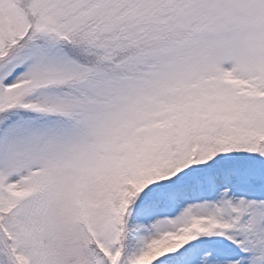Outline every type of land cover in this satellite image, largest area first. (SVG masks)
I'll return each mask as SVG.
<instances>
[{
    "label": "snow or ice",
    "instance_id": "obj_1",
    "mask_svg": "<svg viewBox=\"0 0 264 264\" xmlns=\"http://www.w3.org/2000/svg\"><path fill=\"white\" fill-rule=\"evenodd\" d=\"M0 264H264V0H0Z\"/></svg>",
    "mask_w": 264,
    "mask_h": 264
}]
</instances>
